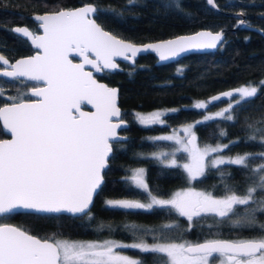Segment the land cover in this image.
<instances>
[{"label": "snow or ice", "instance_id": "6c2138e0", "mask_svg": "<svg viewBox=\"0 0 264 264\" xmlns=\"http://www.w3.org/2000/svg\"><path fill=\"white\" fill-rule=\"evenodd\" d=\"M128 3L134 4L135 0H128ZM207 3L215 6V0H207ZM175 6L179 7V4ZM103 11L94 4H86L76 9L35 15L34 20L39 22L38 29H42V34L27 27L12 29L37 51L14 63L0 54V77L27 78L42 86L31 89L36 100L10 96L11 103L0 106L3 129L12 137L0 139V215L24 209L44 216L67 214L80 220L95 219L93 197L101 189L102 173L113 151L112 141L121 139L117 129L125 125V121L117 106L118 90L98 83L92 72L85 70L86 65L96 72L116 69L115 58L121 57L134 64L138 53L149 50L157 52L160 60H168L189 49L216 48L223 38L222 32H198L175 40L137 46L105 31L96 22L94 17ZM112 15L118 16L114 10ZM243 23L241 20L240 24ZM71 53L81 57V62L74 63L69 58ZM261 84L264 86V81ZM257 94L256 86L247 85L213 96L210 102L227 98L228 106L184 127L182 131L186 136L183 138L176 133L153 138L174 140L180 145L172 153L151 155L166 167L182 168L189 184L206 178L209 169H217L223 195L187 187L168 198H161L147 183L145 169L138 168L125 179L140 189L148 202L104 201L105 209L111 210L150 212L154 208L166 209L187 219L189 227L185 231H191L194 218L211 215L217 223L251 230L256 233L252 237L206 239L193 243L174 239L173 233L180 225L166 223L152 228L126 225V231L132 236L130 243L113 239L81 241L55 236L39 238L11 224L0 223V264H144L140 259L123 254L120 249H134L141 256L153 257L155 264H264V222L258 219L264 216V152L222 155L224 149L239 141L200 147L193 130L196 124L218 117L232 121L234 117L230 113L234 106ZM3 95L4 89L0 87V96ZM233 96L238 97L235 104L231 99ZM85 102L95 111H82L81 105ZM194 107L206 109L208 103L199 101ZM164 114L153 112L145 116L136 113V118L141 124L150 125L163 123L161 117ZM253 132L248 140L256 141L259 136L260 144L264 146V126ZM220 135L226 133L221 131ZM179 151L187 154L186 162L178 163L175 153ZM257 158L260 163L253 167ZM221 166H238L246 177L247 187L239 190L229 183L234 176ZM105 228L111 231L112 225L101 222L96 231ZM147 237H151V243Z\"/></svg>", "mask_w": 264, "mask_h": 264}, {"label": "trees", "instance_id": "16d2710c", "mask_svg": "<svg viewBox=\"0 0 264 264\" xmlns=\"http://www.w3.org/2000/svg\"><path fill=\"white\" fill-rule=\"evenodd\" d=\"M218 10L211 8L206 0H0V53L13 60L30 54L33 49L29 42L12 31L15 24H25L38 30L32 14L73 7L85 2L95 4L99 9L96 20L106 29L133 42H145L191 32L199 28L225 31V38L215 51L190 53L177 61L155 64L152 53L141 55L135 65L120 63L121 70H104L98 77L119 87V105L122 117L128 121L127 128L121 130L127 139L112 143L113 151L107 168L103 171L104 182L94 199L93 221L70 218L67 214L44 216L32 212H16L0 216V222H12L40 238L66 239H104L130 243L131 234L126 225L157 227L166 223L180 225L173 233L174 239L198 242L206 239L228 238L232 240L250 238L256 233L246 229H235L227 223H217L211 215L194 218L191 231H185L189 222L166 209L154 208L125 211L105 209L104 201L112 198H130L147 202L140 189L133 187L126 177L133 169L143 168L146 179L154 194L168 198L179 189L194 187L198 191L223 195V185L217 169H209L206 178L189 184L182 168H169L151 154L160 149L172 148V143L155 140L153 136L179 124L202 120L206 110L218 107L227 100L208 104L206 109L194 107L196 101L226 88L252 85L258 88L256 97L235 105L234 119L223 118L196 124L193 129L197 141L210 144H229L239 141L235 146L224 149V155H243L264 152L259 136L256 141L248 140L253 129L264 126V1L263 0H215ZM179 4V7L175 5ZM113 10L118 16H113ZM241 12L247 23L262 29L263 34L246 28L232 30L237 18L227 14ZM25 80H9L0 77V105L10 103L8 97L28 98ZM21 90V91H20ZM232 98H235L233 96ZM206 101V100H205ZM235 104V102L233 103ZM153 109L167 110L163 123L142 125L134 117L136 111ZM177 110V111H173ZM249 125L252 127L250 128ZM221 131L225 136H221ZM6 134L0 126V139ZM178 163L184 155L176 153ZM257 158L255 164H259ZM230 171L234 179L228 182L237 189L247 187L246 177L238 166H221ZM264 222V216L258 217ZM111 224L112 230L105 228L96 231L99 224ZM211 225V227H209ZM151 243V237H147ZM144 264H155L154 258L141 256L134 249H120Z\"/></svg>", "mask_w": 264, "mask_h": 264}, {"label": "water", "instance_id": "95a60500", "mask_svg": "<svg viewBox=\"0 0 264 264\" xmlns=\"http://www.w3.org/2000/svg\"><path fill=\"white\" fill-rule=\"evenodd\" d=\"M206 1H207V0H206ZM263 1H264V0H263ZM86 4H93V3H91V2H85V3L79 4V5H77V6L66 7V8H61V9H76V8H80V7H82V6L86 5ZM94 5H95V4H94ZM208 5H209V4H208ZM209 6H210L211 8H213V9L218 10V7H217V5H216V2H215V6H213V5H209ZM61 9L53 10V11H44V12L33 13V14H32V19L34 20V16H35V15H38V14L42 15V14L49 13V12L59 11V10H61ZM228 14L233 15V16H235V17L237 18V22H236L235 25L232 27V30H236V29H238V28H246V29H250V30H255V31H257V32H259V33H261V34H263L262 29H260V28H258V27H255V26H253V25L247 23V21H246L245 16H244L243 13H242L243 15H241V12H230V13H228ZM94 18H95V17H94ZM241 20L244 21L243 24H240V21H241ZM34 21H35V20H34ZM35 22H37V24L39 23L38 21H35ZM96 22H97L98 24H100L97 20H96ZM100 25H101V24H100ZM101 26H102V25H101ZM16 27H27V28H29V27H28L27 25H25V24H15V25L12 26V29H14V28H16ZM102 27H103V26H102ZM103 28H104V27H103ZM29 30H31V29L29 28ZM104 30H105V31H109V32H111L113 35L117 36L119 39H123V40L129 41V42H132V43L136 44L137 46H143V45H147V44H157V43H161V42H163V41L175 40V39L178 38V37H181V36H191V35H195V34L198 33V32H211L212 34L221 33V32L223 33V38H222V40L217 44L216 48L189 49V50H187V51L181 52L179 55H177V56H175V57H173V58H170V59H168V60H160L159 54H158L157 52H155V51H152V50L138 53L137 56L135 57V61H136V59H137L139 56H141V55H145V54H147V53H152V54L155 56V58H156V59H155V64H161V63H168V62L177 61V60H179L180 58H182L183 56H186V55H188V54H190V53H198V52L201 53V52L215 51V50L221 45V43L223 42V40H224V38H225V31H224L222 28H219V29H216V30H214V29H210V28H199V29L193 30V31H191V32L180 33V34H177V35H174V36H171V37H167V38L156 39V40L145 41V42H133V41H131V40H129V39L122 38V37L118 36L117 34L113 33L112 31H110V30H108V29H106V28H104ZM39 32L42 34V29H39ZM27 41H28V40H27ZM28 42H29V41H28ZM29 44L31 45L30 42H29ZM31 47L34 49V52H33V53H31V54H27V55L19 56V57L13 59V61H10V62H13V63H14L16 60L24 59V58H27V57H30V56L35 55L37 49H36L33 45H31ZM0 54H1V53H0ZM5 57H6V56H5ZM69 58L72 59L74 63H80L81 60H82V58L79 57V56H77L75 53H71L70 56H69ZM7 59H8V58H7ZM115 62L118 64V68H116V69H105V70H106V71H110V72H113V71H115V70H121L122 67L120 66L119 62L129 63L130 65H134V64H135V63L133 64L131 61L125 60V59H123V58H121V57H117V58H115ZM5 67H6V66H5ZM85 70H86V71H91L92 74H93V77L97 80L98 83L105 84V85H107L109 88H116V89L118 90V92H117V106L120 108V111H121V107H120V105H119V87H118L117 85L109 84V83H107L106 81H104V80H102V79H100V78L98 77V76H99L104 70L101 71V72H96L94 69L91 68L90 65H86V66H85ZM3 78H5V77H3ZM7 79H10V78H7ZM23 79H27V78H23ZM39 86H42V85L40 84ZM238 88H239V87H231V88H226V89H224V90L217 91V92H215V93H213V94L207 96L205 100H206V102H207L208 104H213V103H215L216 101L210 102V101H211V97H213V96H220V95H221L222 93H224V92L232 91V90H235V89H238ZM30 94H31V89H30ZM33 97H34V96H33ZM36 99H37V97H34V99H31V100H28V101H32V100H36ZM223 99L226 100L227 98H222L221 100H223ZM6 104H8V103H6ZM4 105H5V104L0 105V106H4ZM81 110H82V111H85V112H92V111H95L94 107H93L92 105H90V104H87L86 102H85L84 104L81 105ZM121 118H122V117H121ZM122 119H123V118H122ZM123 120H124V119H123ZM124 121H125V125H123V126H122L121 128H119V129H117L118 136H119L121 139L113 140L112 143L115 142V141L125 140V138L127 139V135H125L124 133L121 132L122 129L127 128V126H128V122H127L126 120H124ZM0 126H1V128H2V130H3V132L6 134V137L1 138V139H11V138H12V137H11V134L8 133L6 130L3 129L2 121H0ZM112 148H113V147H112ZM111 154H112V153H111ZM111 154H110V156H111ZM110 156H109V158H110ZM108 161H109V159H108ZM106 168H107V167H106ZM106 168H105V169H106ZM105 169H104V170H105ZM102 174H103V173H102ZM103 182H104V176H103ZM95 196H96V195H94V197H93V201H94V199H95ZM16 212H32V211H30V210H24V209H18V210H16V211L12 212V213H16ZM32 213H35V212H32ZM9 214H10V213H9ZM4 215H5V214H4ZM0 216H1V215H0ZM0 223H8V224H11V225L14 226V227H18V228H21L22 230H25V229H23L22 227H20V226L14 224V223H12V222H0ZM26 231H27V230H26ZM29 233H30V232H29ZM30 234H32V233H30ZM32 235H35V234H32ZM36 236H37V235H36ZM37 237H38V236H37ZM39 238H40V237H39ZM217 239L232 240V239H228V238H217ZM203 241H204V240H202V241H198V242H203ZM193 243H196V242H193Z\"/></svg>", "mask_w": 264, "mask_h": 264}, {"label": "rangeland", "instance_id": "374dc122", "mask_svg": "<svg viewBox=\"0 0 264 264\" xmlns=\"http://www.w3.org/2000/svg\"><path fill=\"white\" fill-rule=\"evenodd\" d=\"M244 86H247V85H244ZM252 86V85H251ZM241 87H243V86H241ZM240 87V88H241ZM238 97L237 96H235V98H231L232 99V102L234 103L235 102V100L237 99ZM227 100V99H226ZM201 101H204V102H206L205 100H201ZM197 102H199V101H196L195 103H197ZM195 103H194V105H195ZM228 106V100L224 103V104H222V105H220V106H218V107H215V108H212V109H208V110H206L205 111V113H204V115L201 117V119L203 120L204 119V116L205 115H212V114H215L216 112H219V111H221L222 109H224V108H226ZM167 110H163V109H153V110H148V111H136L135 113H134V117H135V119L137 120V122L138 123H140L139 122V120L136 118V113H140V114H142V115H145V116H147L148 114H150V113H153V112H161V113H165ZM163 116L164 115H162V117H161V119L163 120ZM141 124V123H140ZM157 124V123H156ZM189 124H193V122H187V123H183V124H179V125H176V126H172V127H170L169 128V130L168 131H166V132H163V133H161V134H158V135H156V136H153L154 138L155 137H159V136H170V135H173L174 133H176V134H178L180 137H184V136H186V133L184 132V131H182V129L184 128V127H186L187 125H189ZM142 125H144V124H142ZM171 143H172V148H170V149H166V148H164V149H160V150H157V151H155V152H153V153H158V152H168V153H172L177 147H180V145H178L174 140L173 141H170ZM197 143H198V145L200 146V147H203L205 144H210V143H200L199 141H197ZM210 145H213V146H215V144H210ZM180 153H182L183 155H184V160H182L181 161V163H184V162H186V156H187V154L185 153V152H183V151H179ZM176 153H178V152H176ZM175 153V154H176ZM215 155V154H214ZM222 155H224V154H222ZM226 156H236V155H226ZM134 170V169H133ZM131 174H132V172H131ZM130 174V175H131ZM183 189V188H182ZM179 190H181V189H179ZM179 190H177V191H179ZM112 199H114V200H118V199H128V200H137V199H130V198H112ZM142 202V201H141ZM148 202V201H147ZM146 203V202H145ZM61 239H66V238H61ZM104 239H111V238H104ZM70 240H72V239H70ZM73 240H81V241H91V240H103V239H73ZM114 240V239H113ZM122 252V251H121ZM123 254H125V255H128V254H126V253H124V252H122ZM129 256V255H128ZM131 257V256H130ZM133 258V257H132Z\"/></svg>", "mask_w": 264, "mask_h": 264}, {"label": "flooded vegetation", "instance_id": "af4514ba", "mask_svg": "<svg viewBox=\"0 0 264 264\" xmlns=\"http://www.w3.org/2000/svg\"><path fill=\"white\" fill-rule=\"evenodd\" d=\"M36 24H37V22H36ZM37 27H38V24H37ZM31 29V28H30ZM32 31H39V29L37 30H33V29H31ZM33 49V48H32ZM34 52V49H33V51L31 52V53H33ZM30 53V54H31ZM154 56V55H153ZM7 58V57H6ZM154 58H155V56H154ZM156 59V58H155ZM9 61H13V60H10V59H8ZM137 60V59H136ZM120 63H125V62H120ZM119 63V64H120ZM7 79V78H6ZM9 80H11V78L9 79ZM19 80H25V81H28L29 83H30V85L26 88V92L28 93V98H25V97H22V99H24V100H31V99H34V97L30 94V89H32L33 87H36V86H39L40 84H39V82H36V81H32V80H28V79H23V78H21V79H19ZM21 91V90H20ZM11 103V102H10ZM6 137V136H5Z\"/></svg>", "mask_w": 264, "mask_h": 264}, {"label": "bare ground", "instance_id": "6f19581e", "mask_svg": "<svg viewBox=\"0 0 264 264\" xmlns=\"http://www.w3.org/2000/svg\"><path fill=\"white\" fill-rule=\"evenodd\" d=\"M216 2V1H215ZM96 6V5H95ZM217 11V10H216ZM228 14V13H227ZM120 63V62H119ZM135 65V64H134ZM122 67V66H121ZM207 103V102H206ZM121 117H122V109H121ZM123 118V117H122ZM125 120V119H124ZM128 122V121H127Z\"/></svg>", "mask_w": 264, "mask_h": 264}]
</instances>
